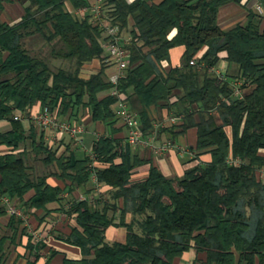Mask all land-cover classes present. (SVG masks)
<instances>
[{"label": "trees", "instance_id": "obj_1", "mask_svg": "<svg viewBox=\"0 0 264 264\" xmlns=\"http://www.w3.org/2000/svg\"><path fill=\"white\" fill-rule=\"evenodd\" d=\"M247 2L104 0L105 16L130 38L118 90L136 105L144 137L155 131L154 109L178 119L157 132L171 142L197 130L194 164L182 177L150 166L132 181L148 161L114 136L119 118L103 62L106 36L75 14L93 0H0V14L6 4L24 7L19 22H0V123L9 126L0 129V264L24 237L26 264H38L47 251L44 241L34 244L23 219L7 214L3 198L26 216L42 211L40 223L53 214L72 220L70 234L55 237L78 247L82 258L63 264H175L191 250L202 264H264V0L262 14ZM230 5L246 10V20L223 29L218 15ZM27 40L32 48L41 44L36 53ZM181 46L180 65L164 66ZM93 62L101 64L85 77ZM35 106L59 122L87 118L100 126L89 147L97 165L91 168L88 155L77 158L64 136L49 143L50 131L30 117ZM203 155L210 162H201ZM51 176L65 187H51ZM97 185L108 190L98 193ZM77 190L84 200L73 197ZM109 227L123 228L125 240L108 242Z\"/></svg>", "mask_w": 264, "mask_h": 264}, {"label": "crops", "instance_id": "obj_2", "mask_svg": "<svg viewBox=\"0 0 264 264\" xmlns=\"http://www.w3.org/2000/svg\"><path fill=\"white\" fill-rule=\"evenodd\" d=\"M133 1V0H129ZM247 8L246 9H254L255 5L258 4V0H249L247 2ZM19 5V9L15 8L14 6ZM24 14V7L21 6L18 3L14 4H6L4 7L3 12L0 14V22H6L9 24H15L20 21L21 17ZM247 12L243 8L239 6H227L219 12L218 19L221 27L223 29H229L233 25L237 24L238 22H245L246 20ZM175 35V31L172 32L171 36ZM184 53V48L176 47L170 50V61L164 62V66L171 65L172 67H177L180 65V59L182 58V54ZM107 74L108 77H111L113 74L115 75V66L108 64ZM227 64L226 62L222 61L221 68L226 69ZM130 110L137 115V109L136 105H128ZM40 110L39 106H35L31 112H38ZM154 117L157 119L155 122V133L157 135V142L156 144L161 143H171L174 145V149L172 152H170L166 156H154L148 148L145 147H137L132 149L136 154H138L141 158H144L148 161V164L143 165L139 168H137L132 176V181H137L145 178L148 174V169L150 166H153L160 170V172L166 176V177H182L186 168L192 166L195 158V153L192 151V149L196 146L197 140V130L195 128L189 129L184 135L180 136L177 140L172 141L170 140V134L168 133H157L159 128H164L166 125L169 124L168 118L170 117L168 112L166 110H153ZM97 128L101 129L100 126L97 124H88L86 128V133L84 135L85 140V146L87 151H89V147L92 144L93 140L95 139L94 134H99L97 132ZM118 132L115 134V138L123 139L125 142V137L127 134V131L124 127L121 126V124L118 123L117 125ZM0 129L1 130H7L9 129V126L5 122L0 123ZM99 129V130H100ZM152 133V134H153ZM227 133L230 134V131L227 129ZM51 136V132L47 137V141L51 144H60V141L57 142H51L49 140ZM150 136V135H149ZM66 141L69 140L67 136ZM148 137V136H147ZM73 148V147H72ZM65 150L64 147H61L60 153ZM73 151L78 157H83L84 155H87L83 149H80L77 147L73 148ZM90 152V151H89ZM262 155H264V151L261 152ZM199 159L201 162L208 163L210 162L211 158L210 155H203L199 156ZM48 183L51 185V187H59L64 188L65 183L62 180H59L55 177H50L48 179ZM107 187H103L99 189L98 193H104L107 191ZM73 197L75 198H85L86 196L83 194V191L77 190L73 193ZM64 198H68L67 194L64 195ZM120 205H122V202H120ZM42 211H33V213L28 216V219L25 223L26 228L28 230V233L33 236L34 234H41L43 235L44 242L47 245V251L43 254L38 264H63V261L65 259L67 260H74L78 261L82 258L81 250L78 247L72 246L70 244H67L63 241L58 240L55 236L57 234L59 235H65L68 236L71 232L70 229V222L69 219L63 215V214H53L51 215L50 219L48 221H44L40 223L38 221V217H40L39 214H41ZM1 224L4 225L6 223V220H0ZM126 232L123 228H116V227H109L105 232V237L108 242H123L125 240ZM21 245L17 247V249L14 251L13 249L10 250L7 257L6 264H26L25 259H23V256L25 255V246L27 244V238L24 237L22 239ZM54 252L55 256L51 258V260L48 263L47 258L49 257L50 253ZM20 256L19 260H16L17 256ZM22 257V258H21ZM197 259V256L194 251L186 252L182 255L181 258L177 259L175 261V264H202L201 261L195 262ZM203 259L202 256L199 257L200 260Z\"/></svg>", "mask_w": 264, "mask_h": 264}, {"label": "built area", "instance_id": "obj_3", "mask_svg": "<svg viewBox=\"0 0 264 264\" xmlns=\"http://www.w3.org/2000/svg\"><path fill=\"white\" fill-rule=\"evenodd\" d=\"M104 0H93V4L88 8L79 9L75 12L81 18L87 17L89 23L99 28L103 31L106 36L107 41L104 44V49L106 52V59L111 65L115 66L116 72L109 77L110 83L113 87L110 90L111 96L117 99L115 105L116 116L119 118V124L123 126L126 131L125 142L130 147H145L150 150L154 156H166L175 148L171 143H161L156 144L157 135L155 133L148 137H144L141 131V124L137 116L130 110L128 103L122 96L120 90H118V84L121 79L125 76V71L127 70L130 62V55L128 50L124 47L130 40V38L123 37L120 33L118 26L113 25L112 22L105 16ZM256 12L262 14L263 9L259 4L255 5ZM194 65V61L190 63ZM219 73V72H218ZM235 97H241V91L235 89ZM31 119L33 122L42 129L49 130L51 136L49 140L53 142L60 141L62 136H68L72 144L80 149H83L85 153L92 158L93 163H91V168L96 166L97 163L94 162L95 156L87 151L85 146L84 135L86 133L85 126L83 124H78L75 122H59L54 115H52L48 110H39L38 112H31ZM23 117L18 115L14 120H21ZM178 119L175 117H169L168 122L171 124L177 123ZM97 138L99 134L95 135ZM231 164H238L239 161H230ZM92 180L97 184L96 179L92 176ZM96 192H99V185H97ZM85 198H80L84 200ZM92 199V198H91ZM6 207L7 214L10 216H16L27 221L28 216L24 215L8 198H3L2 202ZM44 241L42 233L33 235L34 244Z\"/></svg>", "mask_w": 264, "mask_h": 264}, {"label": "rangeland", "instance_id": "obj_4", "mask_svg": "<svg viewBox=\"0 0 264 264\" xmlns=\"http://www.w3.org/2000/svg\"><path fill=\"white\" fill-rule=\"evenodd\" d=\"M15 8H17V9H19V5H17V6H14ZM254 11H256V9L254 8L253 9ZM31 43H32V41H30V40H27L26 41V44H27V46H28V49H31V51H32V53L34 52V53H36V50L40 47V43H36V41L35 42H33V45L34 44H37L38 45V47H36V45L34 46V48H32V46H31ZM48 53H49V49L48 48H43V51H42V54L43 55H46L47 54V56H48ZM105 64H110L109 62H107V59H105L104 61H103ZM101 63H99V62H93V63H91V65H87L86 67H85V69H84V76L85 77H88L91 73H93V72H95L97 69H98V66L100 65ZM115 71H116V69H115ZM87 118L85 119V118H81L78 122L80 123V124H83L84 126H87V124H86V122H87ZM96 134H94V136H95ZM96 137V136H95ZM94 137V138H95ZM72 146H73V148H77L76 146H74L73 144H72Z\"/></svg>", "mask_w": 264, "mask_h": 264}]
</instances>
